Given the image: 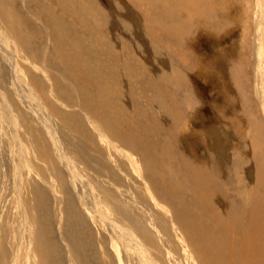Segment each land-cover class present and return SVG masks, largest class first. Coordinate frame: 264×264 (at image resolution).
I'll return each mask as SVG.
<instances>
[{
    "label": "bare ground",
    "instance_id": "1",
    "mask_svg": "<svg viewBox=\"0 0 264 264\" xmlns=\"http://www.w3.org/2000/svg\"><path fill=\"white\" fill-rule=\"evenodd\" d=\"M36 1L39 4L37 8L39 12L26 9L28 7L25 0L21 5V7L24 5L22 11L16 16L11 1L0 0V46L17 55L20 61L27 62L28 67L30 65L40 71V75L35 76L27 73L31 68H25L24 76L21 77L11 72L12 68H7L4 81L10 75V80L6 81L9 84L5 83L6 87H2L5 89L3 100L7 99L9 106L4 109L6 113L3 118L7 120L8 124L5 126L7 129L0 130L2 134L0 136V148H2L0 149V264H46L49 259L47 255L50 253L42 246L45 241L42 234L46 232L43 230L50 223L51 226L58 228L61 238L67 243V247L62 252L64 259L69 260L68 264H79L77 250L85 249L86 246L78 243L80 241L76 233V238L72 237L71 242V238L65 235L63 223L67 220V229L76 225L84 229L85 233H90V227L79 210L74 208L75 203L71 200L70 192H67V184L79 203L87 209L88 214L92 218L95 217L96 226L100 229L106 228L110 238L117 241L120 264H264V125L258 124L259 115L255 104L252 107L245 96L244 110L249 107L250 115H247L258 124L250 128L252 130L251 133L249 132L248 140L252 155L249 154V159L239 155L235 158L233 156L236 167L231 165L232 169H228L215 166L216 169L210 172L204 166L192 164L189 160L182 161L183 170L178 165L173 168L170 163L177 159L171 156L170 145L165 141L163 143L158 141L159 144L156 145L153 144L155 141L150 142L149 138H145L150 128L148 130L145 124L137 121L138 116L143 117L144 114L140 108L142 106L138 104L137 95L131 91L128 93L130 89L126 85L121 86L116 83L122 82L127 72L123 73L121 68H106L109 66V61L119 63L112 60V58L117 59L113 52L117 53L116 49L119 51L116 42L110 44L109 41L104 40L109 36L102 34L103 29L108 30V22L96 24L94 15H90L92 24L87 23L89 31L84 33L73 31L74 37L78 38L77 41L83 43L82 46L86 49L84 51L86 59L81 61L78 52H72L67 57L66 50H72L68 48L71 44L59 27L64 15L62 14L60 20L53 15L56 6L59 5L56 3L62 2L63 5L66 0H57L54 4L52 3L54 0H47L48 4L47 1ZM131 1L135 5H143L149 0ZM160 1L162 3V0ZM168 1L169 9H166L169 10L167 13L169 15L161 19L158 17L161 25L156 30L161 34L171 29V26L163 23L167 17H172V21L180 20L183 25H188V28L191 26L190 18L183 17L184 10H188L187 5L189 9L194 10L198 22L212 25L214 19L219 18L212 12L214 0H194L195 2L191 0L190 3L189 0ZM201 1L205 2H203L204 6H201ZM155 2L158 3V0ZM257 4V21H254H256L255 48L258 68L260 56L264 53V50L262 49L263 52L261 50L264 44L261 43L262 46H259V40L261 41L264 34V2L257 0ZM205 5H208L206 8L209 9L208 11ZM61 9L65 10L63 6ZM43 10H46V13L43 14ZM154 13H150L151 19L148 18L150 21ZM28 14L33 16L36 22H42L44 19L45 22H42L45 27L44 32L50 30L48 25H51L53 33L46 32L47 34L44 35L39 23H33L34 25L28 28L30 25H27V19L25 20ZM66 26L63 27L64 31L67 29ZM70 26L71 28L68 29L72 33L73 25ZM130 30L129 24L125 23L121 33ZM151 30L145 29L143 32L147 37L155 36ZM28 31L36 33L39 38H44V47L55 53L53 57L59 58L60 72L55 71V68H47L45 56L42 65L30 61V55L27 56L25 53L27 51L23 44L25 38L27 41L30 39L32 43ZM121 33L118 36L122 38ZM244 33H247L246 29ZM168 34L166 35L169 36ZM27 44L26 42V46ZM126 48L128 47L123 46L124 50H127ZM130 52L131 50L120 53H125L126 59H129ZM5 54L0 55V61L5 58ZM42 66L46 68L43 70ZM234 68H238L237 70L240 68V71L232 72V79L240 91L247 94L249 76L244 75L245 72L239 65ZM48 69L53 75L47 71ZM109 72L112 74L110 75ZM170 77L169 75L164 80L168 81ZM132 78L135 82L136 76L133 75ZM179 78L181 77L176 76V81ZM127 79L124 81L127 82ZM180 81L183 82V79ZM149 87L158 90L154 84ZM259 88H262L260 108L264 116V87L260 85ZM73 91L77 92L76 98ZM156 93L158 95V91ZM162 106L160 105V108ZM174 110L163 111L166 115L170 114L175 118L178 112ZM153 115L155 116L154 113ZM17 121L18 124H13ZM136 125H140L143 131H138ZM152 129L154 128H151V133H155ZM215 132L218 134L216 129ZM213 140H210L211 143ZM24 163L27 167L25 169L22 167ZM254 167L256 176L253 177L249 173L242 175L248 168L254 170ZM164 172L167 174L166 177ZM133 178L140 185L132 183L130 179ZM177 178H181L182 184ZM256 178L257 185L254 183ZM160 187H163V193ZM234 194L237 198L236 204L233 201ZM50 200L52 203L49 202ZM110 202H113L114 208L111 207ZM121 216L126 221L121 220ZM52 233L51 230L50 234ZM105 237L103 233L98 232L97 241L102 246V257L106 259L102 260L101 264H112V262L115 264L109 255L110 252L105 248ZM89 238L92 243L94 240L91 236ZM145 246L153 247L152 251L155 252L154 257L158 262L150 258L151 254L148 255ZM158 254L161 256L160 259Z\"/></svg>",
    "mask_w": 264,
    "mask_h": 264
},
{
    "label": "rangeland",
    "instance_id": "2",
    "mask_svg": "<svg viewBox=\"0 0 264 264\" xmlns=\"http://www.w3.org/2000/svg\"><path fill=\"white\" fill-rule=\"evenodd\" d=\"M10 1L12 3L11 5L13 6L12 8L16 16L19 15V11H22L23 9L22 7H24V5L21 7L22 2L25 3V0H10ZM41 1H47V0H41ZM49 1H47V4ZM54 1L52 2L53 4L57 2V0H54ZM144 1H147V0H144ZM155 1L157 0H149L148 2H144V4L146 5L144 4L135 5L133 4V1L131 0H93V1L92 0H66L63 2V5H61L62 2L56 3L57 5L58 4L59 5L56 6L55 8L56 13L54 12L53 15L58 20H60L64 15L63 19L61 20V25L59 27L63 31L61 32L65 35V37L71 44V46H69L68 48H72V50H66V55L68 57L72 52H78V57L81 58V61L85 60L86 55L84 51H86V49L83 48L84 47L82 46L83 43L80 44L77 41L78 38L76 39L74 37L73 31H78V32L81 31L83 33L84 31H89L90 28L89 29L87 28V23L92 24L90 15H94L96 24L102 23L104 21H105L104 23H106L107 21L109 25L107 26L108 30L105 31L106 29H103L102 34L109 36V38H105L104 40L109 41L110 44H113L114 42H116L120 52L131 50L130 52L131 56L128 55L129 59H126L127 55L125 53H120L118 49H116L117 53H115L114 51L113 54H115L117 59L112 58V60L119 62V63L116 64L115 62L113 63L109 61V66L106 68H111V67L119 68V69L121 68V71L123 73L127 72L125 74L124 79H122V82H116V83L121 86L126 85V87L130 89L128 93L133 92L134 95L135 94L137 95L138 104L139 106H142L140 108L142 109V111H144L143 117L142 115H139L137 118L138 119L137 121H140L139 123L145 124L148 127V130L150 128L149 134L147 133L145 135V138H149L150 142L155 141V143L153 144H156V145H158L159 142L163 143L164 141L170 145L169 147V150L171 151L170 154L173 158L177 159V160H174L173 162L171 161L170 163L171 167L173 168L177 167L178 165L183 170V167L181 165L182 161L189 160L191 161L192 164L204 166L208 172H210L212 169H216L220 167L232 169L230 168L231 165L234 167V165L236 164V163L235 164L233 163L235 157L239 155L240 157L249 159V154L252 153L251 150L249 149L250 140L248 139L250 138L249 136L251 133L250 130H252L250 128L255 127V124H257V122L256 120L253 121L251 116H250L251 118L248 116L250 115L249 107L246 110H244L246 106V102L244 100L246 99L245 96L248 98L250 102L249 104L252 107H253V104H255L256 108L258 109V112H257V114L259 115L258 116L259 119H257L259 121L258 124L264 125V116L262 115V111L260 108L261 101H262V97L260 96L262 92V88H259L260 85L261 86L263 85L264 87V81H263L264 79L262 80V78H264V76L262 77V73L264 72V53L262 54V56H260V59H259L260 66L257 68V57H256V48H255L256 47V33L255 32H256V21H257V15H258L257 0H249V2L246 0H227V1L226 0H219V1L214 0L215 4L213 6L214 8H212V12H214V16L216 17L219 16L220 19L219 18L214 19V22L212 25L198 22L199 20L197 21L194 10L189 9L187 5L186 9H188L189 11L184 10L183 17L190 18L189 20H190L191 26L188 28V25H183L180 20L172 21L171 20L172 17H167L165 18L166 20L163 21V23L165 22L164 25L171 26V29L167 31V33L165 34H161L160 32H158L159 30H156V29H158L159 25H161V23L159 24V20L161 18H164L166 15L167 16L169 15L167 14L169 13V10L167 11V9H169L167 7V5H169V1L162 0L163 4L161 3L160 0H158V3ZM262 1L264 2V0ZM190 2L191 0H189V3ZM203 2L201 1L202 3L201 6H204L205 2L204 3ZM151 4L152 5L155 4V5L152 6ZM26 5L28 7L26 9H29L35 13L39 12L37 10V8L39 7V4L37 3L36 0H26ZM162 5L166 7L164 8ZM247 5H249V7ZM60 6L61 7L63 6L65 10L61 9ZM145 6H147L148 8L146 7L145 9L144 8ZM205 6H206L205 9H206L208 5H205ZM215 6H217V8ZM157 8H160V9H157ZM208 10L209 9H206V11ZM151 11L157 14L154 13L152 20L150 21L149 20L151 19L150 13L153 14ZM42 13L43 14L46 13V10H43ZM96 15L97 17H99V19L96 17ZM0 17H1V13H0ZM72 17L74 19H72ZM146 18L147 19L149 18V19L147 20ZM26 19H27L26 21L27 25H30L28 26V28H30L31 25L39 23L38 25L40 28H42V32L44 35L47 34L46 32H48L49 34L53 33V31L51 30L52 29L51 25H48V28H50V30L47 29V31L44 32L45 27L42 24V22H45L44 19L42 20V22L41 21L36 22V19H34V17L30 16L29 14L28 16H26L25 20ZM156 20L158 21L156 22ZM215 20L218 22H216ZM125 23L129 24V26L131 27V30L125 33H121L123 29V24ZM50 24H52V22ZM70 24L73 25L72 33L68 29V28H71ZM153 25H155L156 27ZM64 26H66L67 28L65 29V31L63 30ZM83 28H85L86 30ZM145 29H149L153 31V34H155V36L147 37V34L143 32V30ZM245 29L247 31L246 34L244 33ZM28 33H29L28 35H30L32 43H30V39L27 41V39L25 38V42H23V44L25 45V48L27 51L25 53L27 54V56L29 55L31 56V57L29 56V58L31 59L30 61L32 62L36 61L37 63L42 65L43 63L42 61L45 56V58H47L45 62L47 68H55L54 69L55 71L60 72L61 67L58 66V64H60V62H58L59 58L58 56L53 57L55 53H51L47 49V47H44V44H43L44 38H39L37 34L34 32L32 33L28 31ZM120 33L123 34L122 35L123 39L118 36ZM166 34H168L169 36H167ZM31 36H34L35 38ZM68 38H70V40ZM160 39L162 41H160ZM74 40L76 42H74ZM26 42L28 43L27 46H26ZM261 43L264 44V34L261 38V41L259 40V46H262ZM30 44L33 46H31ZM123 46L128 47L126 48L127 50H124ZM159 46H161V48ZM262 47H264V45ZM262 47H261V50L262 49L264 50V48ZM27 48L29 50H27ZM4 53H6L5 58L1 59L0 61V86H1L0 87V96H1L0 100H3L4 98L3 91L5 89H3L4 88L3 86L6 87V84H5L7 83L6 81L10 80V75H8L6 78V81H4L5 75L7 73V68H12L11 72H15L19 74V76L21 77L24 76L25 68L26 69L31 68L30 69L31 71L28 70L29 71L27 72L28 74L32 73L35 76L40 75L39 70L35 69L33 66H30V65L28 67L27 62L25 63L23 61H20V59H17V55H15L14 53L11 54L9 50H6V48L0 46V55L2 56ZM49 54H51V56ZM51 58H54V59H51ZM48 62H50V64ZM135 63H137L138 65L136 66ZM238 65L242 67L243 72H245L244 75L249 76V77L247 76L249 78V84H248L249 87L246 90L247 94L244 92H241L240 88H238L235 85V82L233 81L234 79H232V75H233L232 72L237 71L238 73L240 71V68L239 70H237L238 68H234V67H238ZM46 66L45 67L42 66L43 70L46 68ZM13 68L16 70L14 71ZM47 71L53 75V72H50L49 69ZM138 73L140 74L143 73V75H140ZM111 74L112 73H110V75ZM133 75L136 76L135 82L133 81V78H132ZM169 75L171 77L169 78L168 81H165L164 79H167ZM176 76H179L181 78H179V80L176 81ZM126 78H128L127 82L129 83L124 81ZM182 79H183V82L180 81ZM154 80L157 83H154L155 82ZM261 81L263 83H261ZM8 84L9 83H7V85ZM151 84H154L158 88V90L149 89L150 88L149 86ZM137 87L138 89H136ZM70 88L72 87L70 86ZM62 90H65V89H62ZM157 91H158V95L156 93ZM73 92H74L73 93L74 97L76 98L77 92L75 91ZM165 92H168V93H165ZM147 94H149V96H147ZM182 94L184 96H182ZM158 96H160L161 98ZM187 98H189L190 100H188ZM164 102L166 104H164ZM8 103L9 102H7V99H4L3 102H0V125H1L0 130L7 129L5 127L6 124H8L7 120H3V118H4V114L6 113L4 109L5 107L8 108L9 106ZM179 103H183V104L179 105ZM241 103H242V106H241ZM167 104L168 106H166ZM160 105L161 106L163 105V106L160 108ZM1 106H3L4 108ZM162 109L164 111L165 110L167 111L169 109H175L174 111L178 112L177 117L173 118L172 116H170V114L166 115L165 113L166 111L164 112ZM153 113L155 114V116L153 115ZM13 124H18V121L13 122ZM136 126H137V130L140 131L141 126L140 125H136ZM151 128H154L152 130H155V133L157 132V134L151 133ZM215 129L217 130L218 134H216ZM160 132L162 135L160 134ZM235 132L236 134H234ZM261 132L263 133V131ZM1 135L2 134H0V136ZM210 140H213V143H211ZM125 149L127 150V148ZM233 156L234 158H232ZM22 167L23 169L27 168L26 163H24ZM255 170H256L255 167H254V170L248 168L246 170L247 172L245 171L244 174L242 175H248L249 173V175H252L254 177L256 176ZM164 173L166 177L167 174L166 172ZM10 176H11V172L9 174V177ZM133 179H130V180L132 183L134 182L135 184L136 180L135 179L133 180ZM177 179L181 181V178H177ZM255 182H257V178L254 180V183ZM180 183L182 184V181ZM257 183L255 184L257 185ZM136 184L140 185L139 183H136ZM67 188H68L67 192L69 191L71 194V198H72L71 200L74 201L75 203L74 208H77L79 210L83 219L87 223H89V227H90V233L89 232L85 233L86 231L84 229L82 230L76 225L69 226V229H67L66 228L67 220L66 222L63 223V229H64L66 237H68L69 239L71 238L70 240L72 242L73 240L72 237L76 238V234H77V238L80 241L78 243H81L82 245L86 246L85 249L82 248V249L77 250L79 254L78 255L79 264H101L102 260H106L105 257H102L103 256L102 255L103 251H101L102 246L99 244V241H97L98 232L103 233L106 236L105 237L106 244L104 245H105L107 252H110L109 255L112 257L114 263L120 264V253H119L120 251H119L117 241L110 238V236L108 235L109 232L108 230H106V228L100 229L96 226L95 217L93 216L92 218V216L88 214L87 209H85V207L79 203V200L77 199L76 195L71 190V187L69 186V184H67ZM160 189H162L160 191L163 193L164 191L163 187H160ZM161 192L159 193L161 194ZM189 196L190 195H188V197ZM234 196L235 197L233 201L236 204L237 203L236 194H234ZM157 197L160 198L159 196ZM164 200L166 199L164 198ZM49 202L52 203V200H50ZM164 203L167 204L166 202ZM110 204H111V207L114 208L113 202H110ZM138 205L140 206L141 204H138ZM242 207H244V205H242ZM220 208H221V205H220ZM122 219L125 220L121 216V220ZM38 221H40V219H38ZM51 230L53 231L52 234H50ZM40 232L41 231L39 230V234ZM43 232L45 233L42 234V237H44L45 241L42 243V246H44L45 250H48V252L50 253V255L49 254L47 255L49 259H47L46 264H68L69 260L64 259L62 255V252H64V249L67 247V243L61 238L58 228L51 226V223H50L49 226L45 227V230H43ZM89 236H91V238L94 240L92 241V243H90L91 239L89 238ZM145 248H147L146 250H147L148 255L151 254L150 258L156 259L154 257L155 252L152 251L154 250L153 247L148 248L145 246ZM98 249H100L101 252ZM158 258L159 259L161 258L159 254H158ZM155 261L158 262V259H156Z\"/></svg>",
    "mask_w": 264,
    "mask_h": 264
}]
</instances>
